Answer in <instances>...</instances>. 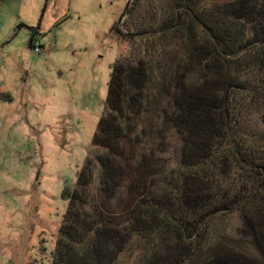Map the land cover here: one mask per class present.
<instances>
[{"label": "trees", "instance_id": "trees-1", "mask_svg": "<svg viewBox=\"0 0 264 264\" xmlns=\"http://www.w3.org/2000/svg\"><path fill=\"white\" fill-rule=\"evenodd\" d=\"M122 18L128 47L51 264H188L204 249L205 264H259L221 246L218 220L238 212L264 258V0H129ZM196 67L228 76L193 86Z\"/></svg>", "mask_w": 264, "mask_h": 264}, {"label": "rangeland", "instance_id": "rangeland-1", "mask_svg": "<svg viewBox=\"0 0 264 264\" xmlns=\"http://www.w3.org/2000/svg\"><path fill=\"white\" fill-rule=\"evenodd\" d=\"M128 1L0 0V92L13 98L0 99V264H51L63 191L90 154L112 65L128 47L118 33ZM227 76L196 67L189 81L214 89ZM218 223L221 246L264 264L238 212ZM208 257L204 249L188 264Z\"/></svg>", "mask_w": 264, "mask_h": 264}]
</instances>
